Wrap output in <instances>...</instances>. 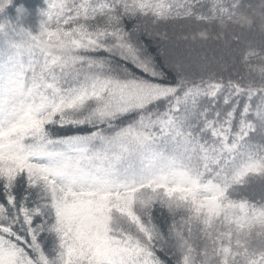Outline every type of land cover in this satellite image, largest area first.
<instances>
[{
  "label": "snow or ice",
  "instance_id": "obj_1",
  "mask_svg": "<svg viewBox=\"0 0 264 264\" xmlns=\"http://www.w3.org/2000/svg\"><path fill=\"white\" fill-rule=\"evenodd\" d=\"M0 264H264V0H0Z\"/></svg>",
  "mask_w": 264,
  "mask_h": 264
},
{
  "label": "trees",
  "instance_id": "obj_2",
  "mask_svg": "<svg viewBox=\"0 0 264 264\" xmlns=\"http://www.w3.org/2000/svg\"><path fill=\"white\" fill-rule=\"evenodd\" d=\"M14 3L17 5L25 4L26 0H14ZM11 11H12V14H15V9H12Z\"/></svg>",
  "mask_w": 264,
  "mask_h": 264
}]
</instances>
